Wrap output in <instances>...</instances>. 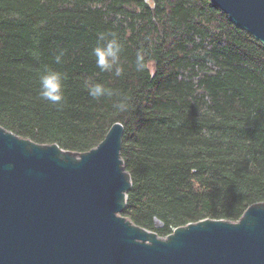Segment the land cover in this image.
<instances>
[{"label": "trees", "instance_id": "obj_1", "mask_svg": "<svg viewBox=\"0 0 264 264\" xmlns=\"http://www.w3.org/2000/svg\"><path fill=\"white\" fill-rule=\"evenodd\" d=\"M152 3L0 0V125L82 153L123 124L133 182L123 215L167 237L207 218L238 221L264 202V44L211 0ZM101 32L123 44L120 77L91 55ZM141 49L149 68L138 73ZM46 69L67 76L60 105L39 97ZM87 80L114 94L94 100Z\"/></svg>", "mask_w": 264, "mask_h": 264}, {"label": "water", "instance_id": "obj_2", "mask_svg": "<svg viewBox=\"0 0 264 264\" xmlns=\"http://www.w3.org/2000/svg\"><path fill=\"white\" fill-rule=\"evenodd\" d=\"M211 1L264 44V0ZM123 136L115 123L79 153L0 125V264H264V202L167 237L124 216L133 182Z\"/></svg>", "mask_w": 264, "mask_h": 264}, {"label": "clouds", "instance_id": "obj_3", "mask_svg": "<svg viewBox=\"0 0 264 264\" xmlns=\"http://www.w3.org/2000/svg\"><path fill=\"white\" fill-rule=\"evenodd\" d=\"M150 6H154L152 0H147ZM124 51L117 33L101 32L98 34L96 45L91 51V55L95 59L98 69L102 72L113 73L115 77H120L123 74V67L121 65V57ZM64 53L60 52L55 56V63L61 64L63 62ZM135 71L138 73L144 72L149 68L146 62V54L141 49L138 50L134 62ZM66 74L57 70L46 69L43 71L38 80L39 97L41 100L49 103L52 106L60 105L64 99ZM85 90L88 95L94 100H100L103 97L112 96L114 93L111 89L105 87L102 83H93L90 80L85 81ZM115 107L120 111H125L127 105L124 102L118 103Z\"/></svg>", "mask_w": 264, "mask_h": 264}]
</instances>
